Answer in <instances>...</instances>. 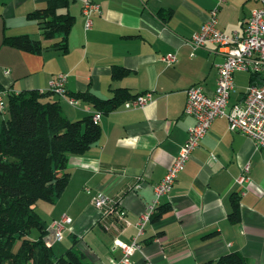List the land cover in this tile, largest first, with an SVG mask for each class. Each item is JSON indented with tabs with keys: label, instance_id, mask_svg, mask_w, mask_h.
I'll return each instance as SVG.
<instances>
[{
	"label": "crops",
	"instance_id": "obj_1",
	"mask_svg": "<svg viewBox=\"0 0 264 264\" xmlns=\"http://www.w3.org/2000/svg\"><path fill=\"white\" fill-rule=\"evenodd\" d=\"M49 1L0 0V131L9 116L12 93L47 91L61 73L68 75L66 94L54 96L71 120L96 112L89 102L73 97L79 92L107 99L115 89L126 87L133 96L151 92L153 98L144 108L127 109L122 103L109 113L101 112V138L82 155L69 156L70 180L61 196L36 205L54 253L61 256L73 247L85 261L122 264L125 254L114 246L115 238L131 243L137 237L141 247L129 257L132 264H201L232 252L243 255L246 264H264V147L232 131L226 117L210 125L142 233L137 227L155 199V184L173 165L196 122L185 114L187 90L200 84L213 95L218 65L225 59L214 44L194 49L191 37L219 3V28L242 31L261 0H93L101 11L93 14L90 28L84 0H69L64 12L74 15L75 23L65 51L48 47L61 37L46 39L39 22L28 17ZM25 33L42 42L40 53L4 43L5 36ZM171 53L177 58L169 64L162 58ZM115 66L124 67L127 74L113 79ZM240 72L234 75L230 105L244 98L245 91H235ZM248 164L249 180L241 183ZM98 192L121 202L125 225L96 208L93 198ZM165 205L169 210L159 215ZM65 215L71 221L63 224V237L58 239L51 225ZM32 235L38 239L40 233Z\"/></svg>",
	"mask_w": 264,
	"mask_h": 264
},
{
	"label": "trees",
	"instance_id": "obj_2",
	"mask_svg": "<svg viewBox=\"0 0 264 264\" xmlns=\"http://www.w3.org/2000/svg\"><path fill=\"white\" fill-rule=\"evenodd\" d=\"M69 0H50L43 8L28 14L39 22L46 39H61L48 47L67 49V39L75 23V16L64 12ZM4 43L23 51L40 53L42 42L26 33L5 36ZM127 74L122 66H115L113 79ZM251 83L262 82L264 76L250 75ZM55 91L27 90L12 93L8 118L0 131V264H96L85 261L83 254L72 248L57 256L46 242V226L36 210L39 201L55 202L70 180L68 159L71 154H83L97 143L102 135L93 114L71 120L63 113L55 98ZM126 87L114 90L111 98H101L91 91L73 96L89 102L96 111L109 113L122 103L137 97ZM234 218L238 219L239 203L235 199ZM169 206H161L159 215ZM39 231L38 239L31 237ZM20 240L19 250H14ZM201 264H246L238 252L222 255L217 260Z\"/></svg>",
	"mask_w": 264,
	"mask_h": 264
},
{
	"label": "built area",
	"instance_id": "obj_3",
	"mask_svg": "<svg viewBox=\"0 0 264 264\" xmlns=\"http://www.w3.org/2000/svg\"><path fill=\"white\" fill-rule=\"evenodd\" d=\"M261 2L262 5L252 11L243 30H235L232 33H227L218 26L219 3L210 10L201 29L191 37L189 42L194 49L214 44L220 49L225 59L218 65L217 86L213 95L207 94L200 84L193 85L187 90L185 114L193 116L196 122L189 129L188 138L173 165L164 178L155 184V199L146 206L137 222L139 234L156 213L161 198L171 192L179 174L184 170L187 161L194 150L199 147L201 140L216 118L226 117L232 131L243 133L264 147V80L260 83H251L245 91L242 102L230 105L231 94L235 88L234 75L237 71H250V73L264 76V0ZM100 11L101 5L98 2L84 0L83 13L86 17L87 28L93 24V14ZM176 58V54L171 53L163 56L162 59L172 64ZM67 77V74L61 73L53 78L50 81V89L64 96ZM1 93L0 91V99ZM152 100V93L147 92L123 104L127 109L144 108ZM69 101L73 105L76 104L75 98H69ZM93 118L95 122H100L101 111H96ZM249 171L250 165L248 164L238 181L247 182ZM93 202L104 216H114L122 225L127 223L126 210L119 200L108 196L105 192H98ZM70 221L71 218L65 215L59 222H53L51 227L56 230L58 239L63 237V224ZM139 244L137 237L131 243L116 237L114 246L120 247L125 254L120 263L132 264L129 257L141 247ZM145 264L152 263L148 261Z\"/></svg>",
	"mask_w": 264,
	"mask_h": 264
},
{
	"label": "rangeland",
	"instance_id": "obj_4",
	"mask_svg": "<svg viewBox=\"0 0 264 264\" xmlns=\"http://www.w3.org/2000/svg\"><path fill=\"white\" fill-rule=\"evenodd\" d=\"M250 75H251V73H250V71H241L239 74H237V82H236V84H237V86H236V92L237 91H246L247 89H248V87H249V85L251 84L250 83V81H249V77H250ZM34 233H36L37 232V230H34L33 231ZM34 235H32V237H33ZM19 246H20V240H18L16 243H15V246H14V250L16 251V250H19L18 248H19Z\"/></svg>",
	"mask_w": 264,
	"mask_h": 264
}]
</instances>
